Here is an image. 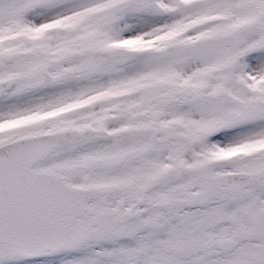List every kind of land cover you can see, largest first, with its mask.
<instances>
[{
    "label": "snow or ice",
    "instance_id": "snow-or-ice-1",
    "mask_svg": "<svg viewBox=\"0 0 264 264\" xmlns=\"http://www.w3.org/2000/svg\"><path fill=\"white\" fill-rule=\"evenodd\" d=\"M0 264H264V0H0Z\"/></svg>",
    "mask_w": 264,
    "mask_h": 264
}]
</instances>
